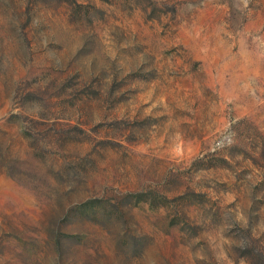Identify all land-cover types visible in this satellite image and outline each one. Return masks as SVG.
Instances as JSON below:
<instances>
[{"label":"rangeland","instance_id":"374dc122","mask_svg":"<svg viewBox=\"0 0 264 264\" xmlns=\"http://www.w3.org/2000/svg\"><path fill=\"white\" fill-rule=\"evenodd\" d=\"M0 264H264V0H0Z\"/></svg>","mask_w":264,"mask_h":264}]
</instances>
